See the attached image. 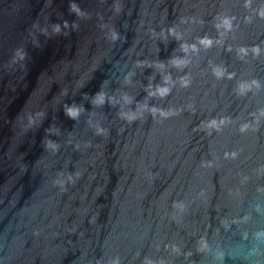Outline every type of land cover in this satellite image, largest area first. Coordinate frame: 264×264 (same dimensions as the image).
<instances>
[{"label": "water", "instance_id": "95a60500", "mask_svg": "<svg viewBox=\"0 0 264 264\" xmlns=\"http://www.w3.org/2000/svg\"><path fill=\"white\" fill-rule=\"evenodd\" d=\"M113 261L264 264V0H0V264Z\"/></svg>", "mask_w": 264, "mask_h": 264}, {"label": "clouds", "instance_id": "9594fccd", "mask_svg": "<svg viewBox=\"0 0 264 264\" xmlns=\"http://www.w3.org/2000/svg\"><path fill=\"white\" fill-rule=\"evenodd\" d=\"M168 35L170 36H174L175 38L179 39L178 36H175L174 35V31L173 29H169L168 30ZM178 59H173L171 62L174 64V66H179L178 64L174 63V61H176ZM139 63H142V62H138ZM167 84H168V79H164L162 81V83L160 85H157L155 87V89H152L150 86H149V89L147 90V95L149 96H159L160 98H164L166 97L169 93H170V89L167 87ZM99 93L95 94L94 96L98 95ZM124 100L128 103H130V99L128 97H124ZM151 109H154V108H151ZM131 114V117H130V121L136 119V115L132 112H129ZM65 114L70 118V119H75L77 117V115L79 114L78 113V110L73 107V106H70V107H67L66 110H65ZM160 115L162 117H166L167 114H165L163 111L160 112ZM112 264H117V261H113Z\"/></svg>", "mask_w": 264, "mask_h": 264}]
</instances>
